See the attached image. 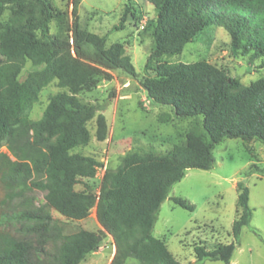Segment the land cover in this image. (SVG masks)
Instances as JSON below:
<instances>
[{"label": "trees", "instance_id": "1", "mask_svg": "<svg viewBox=\"0 0 264 264\" xmlns=\"http://www.w3.org/2000/svg\"><path fill=\"white\" fill-rule=\"evenodd\" d=\"M148 1L157 18L143 29L153 42L142 84L152 100L172 106L178 117L195 118V123L169 151L135 150L116 168H107L97 193L90 180L101 163L72 151L89 142L86 124L101 108L78 94L95 88L103 69L137 74L126 45L108 46L105 36L81 27L82 0H72L73 42L51 32L52 21L61 15L53 0H0V19L10 11L8 20H0V147L6 144L18 157L1 167L7 194L13 199L31 188L47 190L49 205L74 220L87 218L96 206L100 224L116 245L110 264H183L153 233L174 184L190 168H213L214 149L226 138L264 143V76L246 85L208 60L153 64L154 59L180 54L199 33L217 24L227 30L237 52L251 60L261 58L264 66V0ZM130 15L137 19L128 7L122 22ZM27 61L42 68L21 79ZM54 80L66 90L52 94L42 118L32 119L31 108ZM107 135V118L99 113L97 138L103 141ZM238 186L235 241L211 250L196 244L197 264L231 263L242 229L253 216L249 187ZM173 200L194 210L182 197ZM9 219L21 222L22 228L0 230V264H80L100 247L96 231L64 234L45 206L17 207Z\"/></svg>", "mask_w": 264, "mask_h": 264}, {"label": "rangeland", "instance_id": "2", "mask_svg": "<svg viewBox=\"0 0 264 264\" xmlns=\"http://www.w3.org/2000/svg\"><path fill=\"white\" fill-rule=\"evenodd\" d=\"M53 2L61 15L52 21L51 32L73 42L75 16L72 0ZM128 7L137 19L130 15L126 22H122ZM9 17L10 11L7 10L0 20L6 21ZM156 18L157 10L148 0H82L79 6L81 27L105 36L108 46L123 42L137 73L132 75L124 69H103L95 88L78 94L83 102L101 108L86 124L90 130L89 142L72 151L101 163L95 177L90 180L97 193L107 168H116L125 156L135 150L169 151L174 144L185 140L195 123V118L178 117L172 106L152 100L142 84L153 42L151 36L143 34V29L148 20L155 21ZM199 60H208L224 68L230 76L240 78L246 85L264 76L261 58L251 60L248 55L237 52L227 30L217 24L199 33L180 54L154 59L153 64L158 61L174 64ZM39 68L42 67L36 68L27 61L21 79ZM149 73L156 74L153 70ZM64 90L57 80L46 86L30 110L31 118H42L50 96ZM99 113L105 114L108 123V135L103 141L97 138ZM214 155L216 162L213 168H190L174 184L161 206L153 233L166 242L181 263L197 264L196 244H203L211 250L217 244L235 241L233 224L237 219L238 185L243 183L250 190L249 205L253 216L250 224L242 229L230 264H264V143L257 139L246 142L241 138H226L217 144ZM10 160L18 161V157L4 144L0 147V175L2 164ZM47 193L44 189L31 188L23 196L12 199L0 176V223L5 224L4 227V224L0 225V230L20 231L22 223L9 219L17 207L45 206L64 234L88 229L102 237L99 249L87 255L80 264H110L116 245L113 236L100 224L96 206L85 219H68L49 205ZM174 197H182L193 204L194 210L176 204ZM129 262L137 261L131 259ZM203 264L226 263L206 260Z\"/></svg>", "mask_w": 264, "mask_h": 264}, {"label": "water", "instance_id": "3", "mask_svg": "<svg viewBox=\"0 0 264 264\" xmlns=\"http://www.w3.org/2000/svg\"><path fill=\"white\" fill-rule=\"evenodd\" d=\"M100 239H102V237L100 236Z\"/></svg>", "mask_w": 264, "mask_h": 264}]
</instances>
